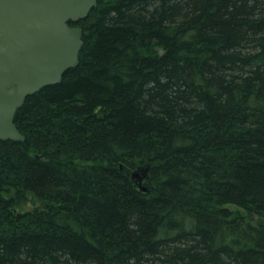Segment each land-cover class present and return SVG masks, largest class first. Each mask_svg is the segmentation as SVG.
<instances>
[{"label":"trees","instance_id":"trees-1","mask_svg":"<svg viewBox=\"0 0 264 264\" xmlns=\"http://www.w3.org/2000/svg\"><path fill=\"white\" fill-rule=\"evenodd\" d=\"M71 24L79 64L0 140V264H264V0Z\"/></svg>","mask_w":264,"mask_h":264},{"label":"water","instance_id":"water-1","mask_svg":"<svg viewBox=\"0 0 264 264\" xmlns=\"http://www.w3.org/2000/svg\"><path fill=\"white\" fill-rule=\"evenodd\" d=\"M99 1L0 0V140H25L15 122L18 109L79 64L83 29L71 23ZM141 171L133 174L140 181L147 175Z\"/></svg>","mask_w":264,"mask_h":264},{"label":"rangeland","instance_id":"rangeland-1","mask_svg":"<svg viewBox=\"0 0 264 264\" xmlns=\"http://www.w3.org/2000/svg\"><path fill=\"white\" fill-rule=\"evenodd\" d=\"M147 183V180L144 182V184Z\"/></svg>","mask_w":264,"mask_h":264}]
</instances>
